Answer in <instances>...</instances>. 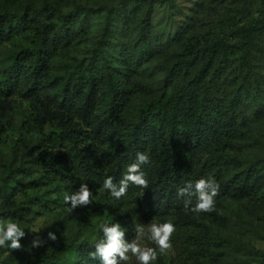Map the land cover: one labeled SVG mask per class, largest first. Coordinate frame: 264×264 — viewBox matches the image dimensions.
Here are the masks:
<instances>
[{
	"label": "trees",
	"instance_id": "16d2710c",
	"mask_svg": "<svg viewBox=\"0 0 264 264\" xmlns=\"http://www.w3.org/2000/svg\"><path fill=\"white\" fill-rule=\"evenodd\" d=\"M142 2L150 11L156 0ZM249 4L233 9L234 15L225 20L227 31L222 37L185 41L183 49L188 51L176 53L178 63L167 73L160 95L145 104L124 129L119 122L132 91L120 84L106 57L110 36L123 30V4L105 12L102 36L91 57L76 59L58 77L48 75V62L60 48L88 35L102 11L77 7L69 14L34 9L28 16L0 15V43L19 35L27 26L35 30L32 46L13 55L4 69V92L32 97L49 91L56 105L77 115L88 128L51 132L39 143L25 146L23 157L33 166L61 175L70 194L86 184L91 192L111 198L120 214L171 222L175 227L171 240L181 260L194 262L207 254L215 243L207 221L212 213H193L190 209L196 197L180 196L178 190L212 176L219 184L216 204L223 199H244L261 188L250 169L227 181L223 176L226 166L242 165L238 147L251 132L244 95L250 90L249 82L255 81V58L264 54V0H259V17L242 23L240 19L252 16ZM140 25L145 28L147 23ZM135 49L144 59L161 50L146 38L138 39ZM238 53L239 58L233 59ZM100 89L106 94L103 116L98 113ZM2 130L0 122V141ZM118 137L112 150L101 148ZM137 153L148 156L149 162L140 165L147 188L129 183L124 196L112 197L103 189L104 181L111 178L118 190L127 168L136 163ZM189 199L191 204L186 209ZM29 215L28 208L11 214L18 219ZM103 238L100 235L93 242L83 241L74 264H102L100 257L91 259L89 253L95 252V244ZM117 260L119 264V257Z\"/></svg>",
	"mask_w": 264,
	"mask_h": 264
},
{
	"label": "rangeland",
	"instance_id": "374dc122",
	"mask_svg": "<svg viewBox=\"0 0 264 264\" xmlns=\"http://www.w3.org/2000/svg\"><path fill=\"white\" fill-rule=\"evenodd\" d=\"M120 3L123 4L125 17L123 30L110 36L106 57L120 84L124 83L132 91L119 122L123 129L145 104L160 95L167 73L178 63L176 53L188 51L183 49L185 41L222 37V33L227 31L226 18L234 15L233 9L246 3H250L252 16L239 21L245 23L259 17V0H156L150 11L142 0H0V15L7 12L19 17L28 16L34 9L69 14L77 7L102 11L93 20L88 35L60 48L48 62V75L58 77L76 59L91 57L92 49L102 36L105 12ZM142 21L147 23L145 28L140 25ZM27 27L19 35L0 43V122L3 123L0 141V222L5 227L9 222L16 223L25 232V237L20 240V250L0 247V264H74L78 259V246L83 241L93 242L103 235L102 224L109 227L119 224L126 243L137 239L136 227L142 226L145 235L140 237L139 244L155 248L157 252V258L151 264H264V54L255 58V81L249 82L250 90L244 95L251 132L238 147L242 165H228L223 172L227 181L235 175L242 176L249 169L253 170L252 179H258L261 188L244 199L217 202L212 215L207 218L214 245L198 260L186 262L179 258L178 248L172 240V247L160 252L148 238V226L158 221L140 218V214H120L111 198L99 191L92 192L89 205L69 212L70 205L64 202V196L70 193L62 176L33 166L23 157L25 146L39 143L51 132H59L63 128L67 131L73 128L88 131L77 115L55 104L49 91H39L32 97L19 92H4L2 76L10 58L32 46L35 30ZM140 38L152 40L160 46V52L144 59L135 49ZM239 56L240 53L233 59ZM231 70L232 67L228 72ZM105 103V90L100 89V116L105 114ZM117 139L119 137L101 145V148L112 150ZM21 208H28L30 215L25 219L12 218L11 214ZM50 231L57 236L55 242L47 240ZM36 237L46 242L42 247L33 249L30 244ZM128 255L130 260H119V264H138L131 253Z\"/></svg>",
	"mask_w": 264,
	"mask_h": 264
},
{
	"label": "clouds",
	"instance_id": "9594fccd",
	"mask_svg": "<svg viewBox=\"0 0 264 264\" xmlns=\"http://www.w3.org/2000/svg\"><path fill=\"white\" fill-rule=\"evenodd\" d=\"M148 156L144 153H137V161L127 168V174L117 185L108 178L103 183V189L107 190L110 195L116 199H120L126 194L129 183L147 188L148 183L144 177V173L140 171V165L148 163ZM219 194V184L214 177L209 176L207 179L201 178L195 183L189 182L184 188L178 190V195L196 197V203L191 207L193 213L211 212L214 210L215 197ZM92 192L86 184H81L79 189L72 194H65L64 202L69 204L68 211H74L77 207L87 206L91 203L90 197ZM191 204V199L185 201V207ZM103 239L95 244V252H90L89 257L95 259L100 257L102 264H118L117 257L120 261H129L131 253L136 258L138 264H151L156 260L157 252L152 247H141L139 244L140 237L145 235V229L142 226L136 227L138 233L137 239L131 243L123 241L124 231L121 230L119 224H113L111 227L102 224ZM175 232V227L171 222L151 223L148 226V238L153 241L160 252L169 250L172 245L171 237ZM25 237V232L13 222L7 223L6 227L0 222V247H10L11 249L20 250L22 245L20 240ZM47 240L55 242L57 236L54 232H48ZM10 242V243H6ZM46 241L40 237H36L31 241L30 247L35 249L42 247Z\"/></svg>",
	"mask_w": 264,
	"mask_h": 264
}]
</instances>
